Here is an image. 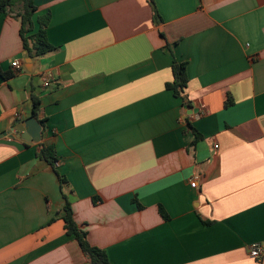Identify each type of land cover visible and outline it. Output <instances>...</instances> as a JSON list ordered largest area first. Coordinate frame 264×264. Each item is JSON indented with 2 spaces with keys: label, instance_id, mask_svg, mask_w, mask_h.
Wrapping results in <instances>:
<instances>
[{
  "label": "crops",
  "instance_id": "crops-1",
  "mask_svg": "<svg viewBox=\"0 0 264 264\" xmlns=\"http://www.w3.org/2000/svg\"><path fill=\"white\" fill-rule=\"evenodd\" d=\"M153 1L158 23L148 0H35L55 50L34 59L0 16V264H89L64 196L111 264H264V0ZM32 95L40 142L16 130Z\"/></svg>",
  "mask_w": 264,
  "mask_h": 264
},
{
  "label": "trees",
  "instance_id": "trees-1",
  "mask_svg": "<svg viewBox=\"0 0 264 264\" xmlns=\"http://www.w3.org/2000/svg\"><path fill=\"white\" fill-rule=\"evenodd\" d=\"M148 3L153 9L154 20L157 23L160 22L161 19L157 13L154 1L148 0ZM36 13L37 6L35 5V0H0V16H12L20 21V37L22 40L23 50L25 54L32 59L42 57L55 50V47L49 43L46 34L50 16L46 14L45 16L38 17L36 21L38 29L35 30L34 16ZM172 71L173 81L166 85V89L172 91L176 98H180L183 105L190 106L191 102L183 96L188 84L186 64L174 61ZM0 75L3 78L8 79L13 76V73H3L0 71ZM31 98L34 105L33 117L42 127V130H45V120L40 118L38 113V98L35 95H32ZM190 130L194 132L197 139L201 138V135L195 129L190 128ZM37 155L39 158L45 160L48 165L54 168L60 183L62 185L65 184L66 179L60 176L56 170L54 148L52 146L41 145ZM64 197L66 199V204L62 219L65 223L66 234L77 241L89 264H111L104 250L92 246L89 243L87 232L80 228L75 222L71 205L66 196Z\"/></svg>",
  "mask_w": 264,
  "mask_h": 264
},
{
  "label": "built area",
  "instance_id": "built-area-1",
  "mask_svg": "<svg viewBox=\"0 0 264 264\" xmlns=\"http://www.w3.org/2000/svg\"><path fill=\"white\" fill-rule=\"evenodd\" d=\"M12 66L19 70L21 68V63L19 60H15L13 63H12ZM42 80H43V85L45 88L49 89V88H52V83H53V77L51 74H46V75H43L42 77ZM215 148L217 149L218 146L215 145ZM249 253H250V256L258 261H261L262 257H263V254H264V245L262 243H255V244H252L249 248Z\"/></svg>",
  "mask_w": 264,
  "mask_h": 264
},
{
  "label": "water",
  "instance_id": "water-1",
  "mask_svg": "<svg viewBox=\"0 0 264 264\" xmlns=\"http://www.w3.org/2000/svg\"><path fill=\"white\" fill-rule=\"evenodd\" d=\"M16 130L20 133L26 132L29 135V141L31 142H40L44 137V134H42V127L35 118H29L23 123H20Z\"/></svg>",
  "mask_w": 264,
  "mask_h": 264
}]
</instances>
